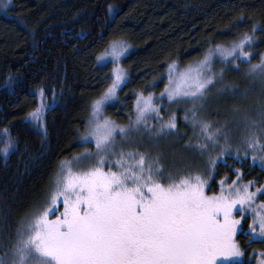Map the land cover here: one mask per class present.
<instances>
[{
	"label": "snow or ice",
	"instance_id": "obj_1",
	"mask_svg": "<svg viewBox=\"0 0 264 264\" xmlns=\"http://www.w3.org/2000/svg\"><path fill=\"white\" fill-rule=\"evenodd\" d=\"M10 2L5 0L0 6L7 9ZM108 7L111 12L112 6ZM259 30L264 31V25ZM256 31L257 25L253 24L251 33L243 34L237 42L210 46L201 60L183 71H178L175 61L167 65L169 84L161 96L166 94L169 101L177 104H191L184 120L191 122L194 129L199 128V136L193 139L203 142L193 144L190 139L188 146L204 161L202 170H194L190 164L165 166L160 156L139 151H116L118 133L127 143L131 135H141L142 125L149 135L160 139L177 135L178 124L175 113L165 120L153 103L152 94L145 96L143 92L137 93L136 119L131 127L100 119L104 105L116 97L126 79V71L117 62L127 53L128 45L121 39L109 42L97 61L111 57L116 63L112 83L92 100L91 119L82 137L85 142L89 138L94 140L95 151L86 150L60 162L47 206L19 226L15 238L8 241L10 259L0 257V264H217L218 256L244 255L235 237L243 230L242 221H246L247 215H251L245 233L252 238L249 242L257 237L264 241V202L254 204L262 189L250 191L254 181L241 185L234 180L227 187L221 181L218 193L206 192L219 157L233 149L227 124L217 126L202 114L208 93L217 84L233 96L249 97L251 89L241 90L234 84L223 83L227 69L221 68L219 73L213 69L218 58L239 71L236 62L241 57L250 58L251 53L245 48L252 46ZM248 76L264 84V55L259 63L249 61ZM17 84V78L9 75L0 88L15 95ZM51 93L49 103L41 87L38 107L24 117L26 124L40 130L42 142L48 132L45 114L58 106L54 87ZM33 95L37 92L33 91ZM232 112L235 126L246 130L235 149L237 156L243 153L246 157L251 152L252 159L259 160L264 170V93L253 106L241 104ZM150 113L156 114L158 126L148 124ZM0 138L4 145L0 153L7 156L17 147L18 138L7 127L0 132ZM213 151L216 156L211 155ZM60 203L63 211L55 215ZM235 212H239V218ZM53 215L55 218H50ZM259 264H264V259Z\"/></svg>",
	"mask_w": 264,
	"mask_h": 264
},
{
	"label": "trees",
	"instance_id": "obj_2",
	"mask_svg": "<svg viewBox=\"0 0 264 264\" xmlns=\"http://www.w3.org/2000/svg\"><path fill=\"white\" fill-rule=\"evenodd\" d=\"M4 2L0 0V5ZM241 17L243 22L233 26ZM253 24L255 39L245 50L255 64L264 53V31L259 30L264 25V0H11L7 9L0 6V85L9 75L18 80L15 95L0 88V132L7 127L18 138L7 156L0 153V254L10 252L8 241L15 238L19 226L47 206L60 162L91 148L80 137L92 100L111 81V66L97 62L109 42L121 39L132 46L122 60L129 80L105 110L111 120L123 124L133 117L137 93L159 98L165 91L169 63L186 67L201 60L210 46L237 42L251 33ZM236 63L239 71L228 68L227 72L232 83L244 90L252 80L247 74L249 61ZM41 87L49 103L54 87L58 100V106L45 114L48 132L43 142L40 130L24 122L38 107ZM260 91L264 93V87ZM180 104L162 98L156 105L176 110L181 124ZM251 157L227 154L218 159L206 192L218 193L221 181L225 186L234 180L254 181L253 189L261 187L264 170ZM262 202L264 193L254 204ZM57 208L55 215L63 211ZM242 223L243 230L235 237L244 253L241 263L233 259L219 264H259L264 259V241L257 237L250 243L252 238L245 234L251 215Z\"/></svg>",
	"mask_w": 264,
	"mask_h": 264
},
{
	"label": "rangeland",
	"instance_id": "obj_3",
	"mask_svg": "<svg viewBox=\"0 0 264 264\" xmlns=\"http://www.w3.org/2000/svg\"><path fill=\"white\" fill-rule=\"evenodd\" d=\"M126 42V41H125ZM109 44V43H108ZM108 44L104 47L103 52L100 53L99 56H102L105 54V49L108 47ZM126 44L128 45V51L127 53L117 62L125 71H126V79L124 80V82L121 83L119 89L117 90V94L118 91L128 82L129 80V75H128V71L126 68H124L123 64H122V60L129 55V53L131 52L132 46H130V44L128 42H126ZM246 51V50H245ZM264 55V53L262 54ZM261 55V56H262ZM260 56V57H261ZM240 59L242 60H248L249 59H245L243 57H241ZM260 60V59H259ZM98 62V61H97ZM99 65H110L111 66V70H110V79L113 75V69L116 67V63H113L111 60V57H108V59L106 61H100L98 62ZM193 63L189 64V65H193ZM189 65H187L186 67H179L178 71H183L184 69H186ZM224 67H226L225 69L230 68L229 70L233 71L234 68L232 65H226L224 64ZM223 68V63H221L219 61V59L217 58L214 62V71L216 73H219L220 69ZM236 72H233L232 74H234ZM248 74V71H247ZM168 75V74H167ZM232 79V75H229V72H227V70L224 72V80L223 83L227 84V85H232L234 83H232L231 81ZM112 83V79L110 81V84ZM250 87L245 88V89H251L250 95L247 99H244L240 96H233L231 91H224L222 89L221 84H217L215 88H212L210 90V92L208 93V100L207 102L204 104V108H203V116L205 119H207L210 122H214L217 124V126H222L227 124V128L226 131L230 137L231 143H232V151L231 153H226L227 154H233L235 155V157H237L236 151L235 149L237 147H239V142L244 138V136L246 135V130L243 127H236L234 124V121L236 119V117L234 116L232 109L234 107H237L241 104H245L249 107L253 106L255 104V102L260 98L261 96V91L260 89H263L264 84H262L259 80H250L248 81ZM235 85V84H234ZM240 87V86H238ZM162 98H166L167 99V95L165 94L164 96H159V98H155L153 97V103L156 105L157 102L162 99ZM117 99V95L114 99H112L111 101L107 102L102 110V115H101V120H103L104 118H108L110 119L107 115H106V108L110 105H112L115 100ZM169 101V100H168ZM171 103H175L173 101H169ZM157 106V105H156ZM185 108V110H188L191 108V104L190 103H181L179 106V109L182 111H180V119H181V124H178V134L174 135V136H165L163 138L160 139H156L154 138V134L149 135L148 134V130L145 129L142 125L140 126V133L141 135H131L129 138V142L125 143L121 136L119 135V133L116 135L115 137V143H116V151H120L121 149H123L125 152L128 151H139V152H143L146 153L150 156H160L162 158V163L165 164V166H171L173 163H176L178 167H183L186 164H190L192 166V168L194 170H202L204 168V161L200 160L199 157V153L196 151H193L189 148V140H192V143L195 144L197 142H203L202 139L201 140H196L193 139L194 137H198L199 136V128H193L191 122L186 121V123L184 122V115H183V109ZM171 108L168 106L165 107H161L160 108V114L165 118V120L168 118V116L172 113H175L176 115V110H170ZM179 111V110H178ZM156 114L155 113H150L148 115V124L151 126H158L160 121L158 119L155 118ZM91 119V109H90V115L88 118V122L86 125V129L84 130V132L81 134L80 137V142L82 144H88L91 146V148H87V151H95V142L94 140H92L91 138H89V141L85 142L82 140V137L85 135L86 131L88 130V125H89V121ZM136 119V111L134 109V114L131 120L128 121V123H123V124H118L121 126H125V127H131V124L133 121H135ZM111 120V119H110ZM113 121V120H112ZM184 126L187 127V129L185 130ZM132 133L136 132L135 128L131 129ZM187 143V144H186ZM221 143H223V141H221ZM85 150V151H86ZM83 151V152H85ZM81 152V153H83ZM250 155H253L251 152H249ZM211 155L216 156L217 153L215 151L211 152ZM241 156H243V153H241ZM181 157H183V161H181ZM208 158V154H205L204 156V160H207ZM220 160H223V156L219 157ZM253 162L258 163L260 166V161L259 160H253L252 157L250 158ZM85 164L90 163L89 161H85ZM240 176V173L237 174V177ZM239 183V182H238ZM231 184V183H230ZM239 184H244L242 182H240ZM225 186V185H224ZM227 187V186H225ZM254 187L249 188L250 191H256V189H253ZM260 189H262L261 192H258V194L260 193H264V184L259 187ZM58 206L62 207V203L58 204ZM236 214V213H234ZM238 218V217H237ZM8 254V255H6ZM0 257H4L5 260L7 261L8 259H10V252H6L4 254H0ZM260 257H258L259 259ZM236 259L237 261H239L241 263L242 259L241 257H230V256H218L217 257V264L219 263H225L228 262L230 260ZM261 260V259H259ZM250 261V260H249Z\"/></svg>",
	"mask_w": 264,
	"mask_h": 264
}]
</instances>
